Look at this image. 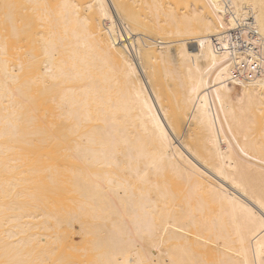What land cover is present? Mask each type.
Segmentation results:
<instances>
[{"label": "bare ground", "instance_id": "obj_1", "mask_svg": "<svg viewBox=\"0 0 264 264\" xmlns=\"http://www.w3.org/2000/svg\"><path fill=\"white\" fill-rule=\"evenodd\" d=\"M0 264H264V0H0Z\"/></svg>", "mask_w": 264, "mask_h": 264}, {"label": "rangeland", "instance_id": "obj_2", "mask_svg": "<svg viewBox=\"0 0 264 264\" xmlns=\"http://www.w3.org/2000/svg\"><path fill=\"white\" fill-rule=\"evenodd\" d=\"M52 160H50L49 162H51Z\"/></svg>", "mask_w": 264, "mask_h": 264}]
</instances>
